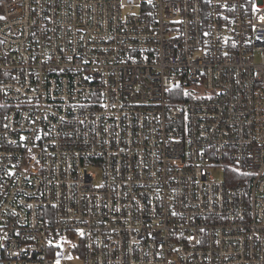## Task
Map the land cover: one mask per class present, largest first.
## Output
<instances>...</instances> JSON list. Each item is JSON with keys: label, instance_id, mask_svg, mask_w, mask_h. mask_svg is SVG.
<instances>
[{"label": "built area", "instance_id": "1", "mask_svg": "<svg viewBox=\"0 0 264 264\" xmlns=\"http://www.w3.org/2000/svg\"><path fill=\"white\" fill-rule=\"evenodd\" d=\"M0 5V264H264V0Z\"/></svg>", "mask_w": 264, "mask_h": 264}, {"label": "rangeland", "instance_id": "2", "mask_svg": "<svg viewBox=\"0 0 264 264\" xmlns=\"http://www.w3.org/2000/svg\"><path fill=\"white\" fill-rule=\"evenodd\" d=\"M0 9H1V5H0ZM214 174H215V177L220 180H222L225 176L222 169L216 170ZM66 264H84V263L80 257H76V256H72L71 254H68L66 256Z\"/></svg>", "mask_w": 264, "mask_h": 264}]
</instances>
